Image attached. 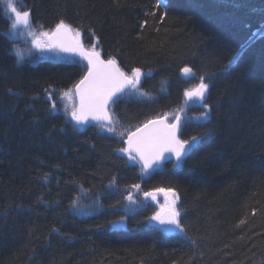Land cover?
I'll return each instance as SVG.
<instances>
[{
  "label": "trees",
  "instance_id": "trees-1",
  "mask_svg": "<svg viewBox=\"0 0 264 264\" xmlns=\"http://www.w3.org/2000/svg\"><path fill=\"white\" fill-rule=\"evenodd\" d=\"M1 3L0 264H264V32L243 48L264 0H21L34 29L65 24L145 75L112 102L107 132L75 125L60 100L82 64L19 59ZM199 83L189 114L205 117L185 116L179 135L197 142L179 167L143 173L124 139ZM156 190L176 195L180 234L154 227Z\"/></svg>",
  "mask_w": 264,
  "mask_h": 264
},
{
  "label": "water",
  "instance_id": "water-1",
  "mask_svg": "<svg viewBox=\"0 0 264 264\" xmlns=\"http://www.w3.org/2000/svg\"><path fill=\"white\" fill-rule=\"evenodd\" d=\"M255 38L244 45L245 48ZM48 42L63 56L75 58L82 62L87 71L75 86L76 117L74 122L80 126L95 123L111 124L108 106L117 97L124 94L133 80L126 76L113 60H105L96 52L84 47L66 25L53 29ZM187 79V70L181 73ZM203 86L199 85L201 95ZM179 119L169 124L164 117L149 120L131 133L124 140L125 152L139 163L145 173L157 171L163 164L174 162L178 167L187 154L190 143L179 139ZM153 224L167 234H179L175 212L163 207L154 216Z\"/></svg>",
  "mask_w": 264,
  "mask_h": 264
},
{
  "label": "rangeland",
  "instance_id": "rangeland-1",
  "mask_svg": "<svg viewBox=\"0 0 264 264\" xmlns=\"http://www.w3.org/2000/svg\"><path fill=\"white\" fill-rule=\"evenodd\" d=\"M1 5L4 15L9 21V29L7 33L8 37L16 43L13 53L19 59L37 56L40 59L51 62L74 61V59L62 57L51 47L47 40L50 34L49 31L46 32L39 29H34L31 26L29 13L23 10L21 0H2ZM75 36L79 38L76 34ZM142 77L143 73L135 72L133 74L134 85L132 88H134V90H132L131 93L134 96L138 94L137 87L139 86ZM205 93L206 89L204 90L202 97H200L197 93L196 86H191L186 91L182 106L179 110L181 118L186 116L188 119L196 121L205 117H198L189 114V109L191 107H194L195 105L201 106L203 104ZM60 100L65 105L69 118H75L76 101L74 92L70 91L66 93ZM149 199L156 203L159 207L167 206L169 208H173L176 201V196L171 191L156 190L149 193ZM123 223H125V221L120 222L121 225H123ZM120 224L115 223L113 226L118 227Z\"/></svg>",
  "mask_w": 264,
  "mask_h": 264
},
{
  "label": "bare ground",
  "instance_id": "bare-ground-1",
  "mask_svg": "<svg viewBox=\"0 0 264 264\" xmlns=\"http://www.w3.org/2000/svg\"><path fill=\"white\" fill-rule=\"evenodd\" d=\"M264 32V24L261 26V29H258V30H255L254 31V34L252 37H254L255 39L260 36L262 33ZM184 70H187L189 71L190 69L188 67H184L181 69V72L184 71Z\"/></svg>",
  "mask_w": 264,
  "mask_h": 264
}]
</instances>
